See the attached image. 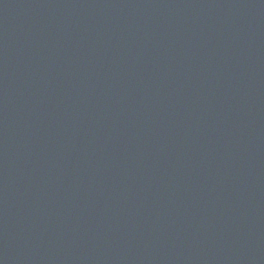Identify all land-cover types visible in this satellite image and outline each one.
<instances>
[{"label":"water","instance_id":"obj_1","mask_svg":"<svg viewBox=\"0 0 264 264\" xmlns=\"http://www.w3.org/2000/svg\"><path fill=\"white\" fill-rule=\"evenodd\" d=\"M0 264H264V0H0Z\"/></svg>","mask_w":264,"mask_h":264}]
</instances>
